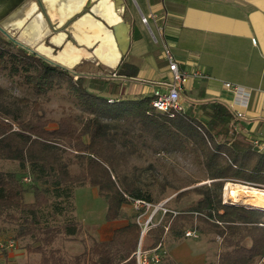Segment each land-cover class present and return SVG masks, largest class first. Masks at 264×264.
<instances>
[{
  "label": "trees",
  "instance_id": "trees-1",
  "mask_svg": "<svg viewBox=\"0 0 264 264\" xmlns=\"http://www.w3.org/2000/svg\"><path fill=\"white\" fill-rule=\"evenodd\" d=\"M132 33L139 34L133 22ZM4 35L0 76L35 96L60 95L69 102L67 111L51 119L38 101L16 97L0 84V161L17 162L28 171L34 196L24 201L22 179L0 168V222L15 223V240L32 238L25 249L39 258L26 264H137L141 227L136 218L144 208H134L133 202L153 204L149 186L161 194L174 190V202L189 194L196 198L183 208L168 207L176 214L167 212L147 230L144 248L164 242L167 233L179 240L195 229L199 237H220L216 264H255L264 252V211L222 202L226 182L264 185V148L243 132L235 110L220 99H188L182 92L183 110L162 112L153 107L151 94L124 93L117 78L136 76L133 64L121 60L113 72L85 73ZM28 104L32 108L24 111ZM172 153L188 157L209 182L197 184L200 180L177 174L165 156ZM141 159L148 160L145 167ZM147 170L148 183L142 177ZM83 185L106 201L105 221L116 225L107 239H93L65 255L55 240L76 238L82 226L58 217L70 210L73 188ZM163 259L177 264L168 255Z\"/></svg>",
  "mask_w": 264,
  "mask_h": 264
},
{
  "label": "crops",
  "instance_id": "crops-1",
  "mask_svg": "<svg viewBox=\"0 0 264 264\" xmlns=\"http://www.w3.org/2000/svg\"><path fill=\"white\" fill-rule=\"evenodd\" d=\"M42 1L48 2L51 9L56 7V13L62 14L70 11V8L75 9L76 13L80 12L88 0ZM115 1L119 0H101L92 7V13L86 12L84 16L72 21L68 30L71 31L73 42L77 45L74 47L88 48L93 52L95 46H100L97 41L91 44L77 43L78 35H81L87 36L88 40H100L106 50L98 51L111 53L110 47L116 46V43H110L114 40L111 25L117 22L109 19L102 11V6L111 5L115 8ZM123 4L126 5L125 0L118 3L119 6ZM29 6L24 7L20 16L11 18L16 25L7 27L22 32L30 29V25L33 24L37 27V35L40 34L42 38L49 28L47 20L43 15L35 19L30 14ZM146 6V15L151 12L157 14V19L150 20V23L153 28L155 25L163 27L162 38L180 67L188 72L200 70L207 75L203 78H191L182 92L188 93V99H220L226 102L241 118L240 126L243 132L252 141L264 145V0H164L163 6L161 0H146ZM119 10L121 11V8ZM121 13L123 14V11ZM115 14L120 20L117 10ZM56 22L54 26L58 29L56 33L61 34L52 36L50 44L45 46L43 42H34L24 35L25 43L50 50L52 48L53 52L61 50L67 32L59 29L66 20L59 18ZM132 22L138 27L139 34L136 37L132 33ZM77 23H80V26H77ZM85 24L90 25L88 31L83 30L81 26ZM130 24V44L119 63L124 60L135 65L138 71L134 77L123 76L117 79L122 83L125 94H151L154 88H162L161 84L169 80V71L163 57V42L160 40L155 43L144 29L146 27L141 20L138 22L131 20ZM252 39H255L254 43ZM62 52L70 58L76 56L75 53H66V49ZM119 63L115 67H110L111 72ZM224 82L238 85L251 92L246 107L234 102L238 98L232 89L223 85ZM119 222L122 221H116ZM167 255L169 256L168 251ZM8 258L13 260L15 254H9Z\"/></svg>",
  "mask_w": 264,
  "mask_h": 264
},
{
  "label": "rangeland",
  "instance_id": "rangeland-1",
  "mask_svg": "<svg viewBox=\"0 0 264 264\" xmlns=\"http://www.w3.org/2000/svg\"><path fill=\"white\" fill-rule=\"evenodd\" d=\"M126 10L123 13V19L127 20L131 23V20L136 22L140 21V13L139 8L144 14H147V6L146 0H125ZM132 17V19H131ZM32 25V24H31ZM143 25V24H142ZM152 26V24H151ZM23 27V26H22ZM21 27V29H22ZM47 27V25H46ZM153 27V26H152ZM37 28V27H36ZM46 36L40 37L36 42H43V44H47V41H50L52 36L59 35L61 33L51 34L49 28H47ZM148 33L147 29L144 28ZM21 30L9 29L7 32L14 39L24 43L29 50H34L38 54L44 56L47 59H52L53 62L62 63L60 61L58 52L62 51L66 45L77 46L72 39L67 38V34L65 33V44L61 47V50L57 52H53L49 48L43 46H34L29 45L24 42L23 37H25ZM0 33L4 35V33L0 30ZM48 35V36H47ZM50 35V36H49ZM5 36V35H4ZM46 43H45V42ZM15 44H19L14 41ZM46 46V45H45ZM78 48V47H77ZM52 51V52H51ZM84 51L91 53V49L84 48ZM106 52V51H105ZM63 53V52H62ZM58 54V55H57ZM64 54V53H63ZM61 56V55H60ZM121 56V55H120ZM120 56L115 64H110L108 59L112 57L111 54L104 53L86 56L85 58L80 57L78 62L79 64L75 65V67L65 65L67 67H73L72 69H76L85 73H98L104 74L111 72L110 67H115L119 60ZM63 57V55L61 56ZM67 57V56H66ZM70 58V57H67ZM72 58V57H71ZM99 61L101 63H99ZM64 65V64H63ZM0 84L3 87H6L8 91L16 96V97H27L30 100H36L43 108L45 116L51 119H57L64 111H67V107L69 106V102L62 98L60 95H49L46 97L43 96H35L31 92L21 89L16 86H10L8 82L0 76ZM32 108L31 104H28L26 108H23L24 111H30ZM53 124H51L52 126ZM167 158V162L172 164L177 171V174L189 176L196 180H200L197 184L208 183L209 180L205 179L204 172L197 166L193 165L188 157L180 156L176 153L165 154ZM140 166L145 167L148 163V160H138ZM0 168L4 171L14 172L17 177L21 178V182L24 185L26 192L24 194V201L32 202L34 200V196L32 193L31 185L33 184V178L28 173L27 170H24L19 167L17 162H12L8 160L0 161ZM143 180L145 182H150L152 179L150 177V170L145 171L142 174ZM240 183L228 182L225 183L224 190L225 195L231 198V191L239 188L241 191L243 190ZM192 187V186H190ZM188 187V188H190ZM247 187V186H246ZM227 188V189H226ZM250 188V187H249ZM251 189H257L264 191L262 187H254ZM148 191L152 194L154 199V205L158 206L160 203H163L164 206L170 208H183L191 204L196 196L194 194H189L183 198H181L178 202H174L173 198L176 192L172 189H168L165 193H159V190L156 186H149ZM251 192V191H249ZM245 194V192H243ZM242 199L238 202L241 203ZM245 202V201H244ZM246 203V202H245ZM70 209L66 211L64 214L59 215L58 221H64L66 218H73L79 221L82 226V232L76 236V238L67 237L64 235L58 236L55 240L54 247H59L61 252L65 255H69L75 252L82 250L84 244L89 245L93 239H107L110 236V233L113 227L116 225L114 223H108L105 221V212H106V201L97 194L96 189L90 186H75L73 188V194L71 198V203L67 206ZM153 207L144 213L141 222H144L148 216L153 211ZM45 211H51V208L48 207ZM160 212L156 213L154 216V221L157 222L160 219ZM15 223H3L0 222V258L1 263L7 264H26L27 262L37 261L39 258V254L36 253H28L25 249L27 244L33 243L31 237L21 238L19 240L14 239V229ZM146 232L142 236V245L144 246L146 242ZM10 244H12L10 246ZM164 245L168 251L169 259H172L177 264H216V254L219 250H221L220 240L210 239L209 237L200 236L199 238H182L179 240H175L167 233L164 236ZM9 254H15V258L10 260L8 258ZM167 261L162 259L158 262H151L149 264H166Z\"/></svg>",
  "mask_w": 264,
  "mask_h": 264
},
{
  "label": "built area",
  "instance_id": "built-area-1",
  "mask_svg": "<svg viewBox=\"0 0 264 264\" xmlns=\"http://www.w3.org/2000/svg\"><path fill=\"white\" fill-rule=\"evenodd\" d=\"M162 6L164 5V0H161ZM140 13V20L145 25L146 29L148 30V33L150 34L152 40L155 43H158L160 40L163 42V57L166 61L167 69L169 71V80L167 82H163L161 84V87L154 88L151 95L152 100L151 103L154 108H156L159 111L166 112V111H174L179 112L183 110L182 105V91L183 88L188 84L189 80L191 78L199 77H207L206 74L201 72L200 70H195L192 72H188L183 70L180 67L179 62L174 57L172 51L168 47V45L164 42L162 38V26L161 25H155V28L151 26L150 20L155 21L157 19V14L155 12H151L149 15L143 14L141 11ZM253 43L255 42V39H252ZM223 85L226 88L232 89L235 93V97L238 98L234 102L239 105L246 107L248 105V102L250 100L251 92L249 90L244 89L243 87H240L238 85H234L229 82H224ZM253 145L259 149L264 148V145H261L258 141H253ZM229 182L233 183H240L241 186H247L250 188L254 187H262L264 188V185H256L240 180H232ZM228 183V182H226ZM226 185L224 186V188ZM223 188V190H224ZM231 198L227 197L225 195V191L223 192L222 202H225ZM242 204L246 207L250 208H256L261 211H264L263 207H255L253 205H247L244 201H241ZM246 204V205H245ZM133 206L136 209L144 208L145 212L154 208L151 214L148 216V218L141 222V218L143 216V212H141L137 218L136 221L141 227V234H140V240L138 242L137 250L135 252L137 264H149L151 262H158L163 259L167 255V250L164 247L163 242L158 243L155 247L152 248H144L142 245V236L145 233L146 230H148L151 226L156 225L159 223L163 216L167 212H172L173 214H176V211L170 210L168 207L164 206L163 203H160L158 206H155L152 203L143 201V200H134ZM160 212V219L159 221H154V216L156 213ZM217 222V221H216ZM184 236L187 238H198L199 233L195 229H187L184 233ZM217 240H220V237L217 236ZM12 244H10L11 246ZM2 264V263H0ZM7 264V263H4ZM255 264H264V252L260 255V257L256 260Z\"/></svg>",
  "mask_w": 264,
  "mask_h": 264
},
{
  "label": "water",
  "instance_id": "water-1",
  "mask_svg": "<svg viewBox=\"0 0 264 264\" xmlns=\"http://www.w3.org/2000/svg\"><path fill=\"white\" fill-rule=\"evenodd\" d=\"M99 1H101V0H88L86 6H83L81 11L78 13H76L75 9L70 8V11L68 10L65 13H62L64 15L63 21L69 20L68 18L72 19L73 21L76 20V14H80L79 17H81V16H84L86 12L92 13V11H93L92 7ZM118 3H120V0L115 3V10H117V12L119 13L120 20L118 23L111 25V27H112V37L116 43V47H117L118 51L121 53V56H120V59H121V57L127 52L129 44H130L131 24L127 20H124L122 17L123 14L121 12L123 11V13H124V11L126 10V5L123 4V5L119 6ZM27 5H30L29 6L31 9L30 14H34V13L39 14L40 13L39 11H41V10H45L46 12L48 11L47 13H49L50 11H55V12L57 11L56 7L51 9L48 6V2L42 1V0H0V18L1 17L6 18L5 20L0 19V30L7 37H9L10 39L20 43L21 45H23L25 47H27V46L24 43H22L16 39H14L13 37H11V35L7 32V30H9L7 26L16 24V22L11 21V18L12 17L16 18L17 16H20L21 13L24 11V7H26ZM120 8H121V11L119 10ZM37 10H39V11H37ZM56 23H57L56 20H52V22H51V26H53L54 31L58 30V29L54 28ZM59 30H61V29H59ZM98 47L99 46H95L92 49V51L94 52L95 49H97ZM32 51H34V50H32ZM49 60L52 61V59H49ZM57 64H59V63H57ZM59 65H61V64H59ZM73 67H75V66H73ZM73 67H66V68L72 69ZM224 203H235V204H239V205L244 206V204H242L238 201H233L232 199H229V200L225 201Z\"/></svg>",
  "mask_w": 264,
  "mask_h": 264
},
{
  "label": "bare ground",
  "instance_id": "bare-ground-1",
  "mask_svg": "<svg viewBox=\"0 0 264 264\" xmlns=\"http://www.w3.org/2000/svg\"><path fill=\"white\" fill-rule=\"evenodd\" d=\"M102 11L109 17V19L112 22L113 21L117 22V23L119 22L118 16L115 14L116 10L111 5L110 6L109 5H105V7L102 6ZM30 26H29L30 29L23 30L22 34L25 35L26 37H28L29 40H34V42H36V39H37V37L40 36V34L37 35V28L34 27L33 24L30 25ZM77 26H80V23H77ZM81 26H82L83 30L88 31L90 25L89 24H85V25H81ZM56 36H59V35H56ZM86 38H87V36L83 37L81 35L80 36L78 35V39L76 40V42L79 43V44H81V43L84 44V42H87V43L91 44L92 42L97 41V43L98 42L100 43L99 44L100 45L99 48H97L94 52L89 53V52L84 51V49H82V48H77V47L73 46L74 49L77 50V52H80L81 55L74 56L72 58H67L66 56H63V57L59 56V58L61 59L60 61H62V63L64 65L59 63V62H57V63H59V64H61L63 66H65V65L72 66L75 63H76L75 65H77V64L80 63V62H78L80 57H82V58L84 57L85 58L86 56H89V55L91 56V55L99 54L98 50H103V51L106 50L105 48H103V45H102L100 40H98V39H93V40L89 39L88 40ZM110 41H112V40H110ZM55 43L57 44V42H55ZM110 43H115V41L113 40ZM110 48H111V53L110 52L109 53L112 55V57H110L108 59V61L110 62V64H115L117 62L119 56L121 55V53L118 51L116 46L115 47H110ZM240 187H242V189H243L242 191L239 188H236L235 190L231 191V199L233 201H240L242 199V201H245L248 205H253L255 207H263L264 208V191L257 190V189H251V188L246 187V186H240ZM249 191H251V192H249ZM243 192H245V194Z\"/></svg>",
  "mask_w": 264,
  "mask_h": 264
},
{
  "label": "flooded vegetation",
  "instance_id": "flooded-vegetation-1",
  "mask_svg": "<svg viewBox=\"0 0 264 264\" xmlns=\"http://www.w3.org/2000/svg\"><path fill=\"white\" fill-rule=\"evenodd\" d=\"M38 9V8H37ZM37 11H39V10H37ZM40 13L39 14H37V13H34V14H32V16H34V18L35 19H39V16H41V15H43L44 17H45V19L47 20V24H48V26H49V30L51 31V34H54V33H56L57 31H54V29H53V26H51V22H52V20H57V19H59V18H63L64 17V15L63 14H59V13H56L55 11H50L49 13H47L45 10H41V11H39ZM79 15L80 14H76V18H78L79 17ZM1 20H2V17L0 18ZM69 20H67L66 22H65V24L61 27V30H63V31H65V32H67V38L68 39H72V36H71V31H69L68 30V28H69V26H70V24L72 23V19H70V18H68ZM43 26V25H42ZM47 34V33H46ZM46 34H44V36H46ZM48 36V35H47ZM50 36V35H49ZM38 39L37 40H39V38H40V36L39 37H37ZM36 40V41H37ZM72 41H73V39H72ZM20 44V43H19ZM47 44H50L49 43V41H47ZM43 45H45V44H43ZM63 49H66V53H75V55L76 56H79V55H81L80 54V52H77V50H75L74 49V47L72 46V45H66ZM99 53L102 55H104V53H107V54H110L109 53V51H106V52H100L99 51ZM58 54H59V56L61 55H63V56H65L63 53H62V51H60V52H58ZM57 54V55H58ZM97 55V54H96Z\"/></svg>",
  "mask_w": 264,
  "mask_h": 264
}]
</instances>
